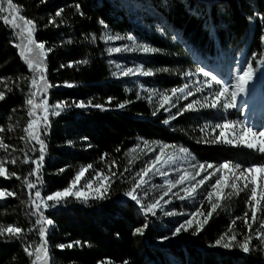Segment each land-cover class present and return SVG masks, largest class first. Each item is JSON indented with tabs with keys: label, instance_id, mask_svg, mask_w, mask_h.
Instances as JSON below:
<instances>
[{
	"label": "trees",
	"instance_id": "trees-1",
	"mask_svg": "<svg viewBox=\"0 0 264 264\" xmlns=\"http://www.w3.org/2000/svg\"><path fill=\"white\" fill-rule=\"evenodd\" d=\"M147 1L166 20L171 33L179 34L177 44L141 31L108 0H44L43 3L41 0H14L21 8L19 14L36 23L34 39L44 43L46 50L51 49L46 52L42 73L51 87L38 91L35 102L43 99L52 109L58 102L74 105L92 101L104 105L105 109L72 106L59 115L49 114L47 126L41 119L39 134L46 149L36 175L30 173L36 168L32 161H39L40 146L34 140L21 137L25 136L24 128L29 120L34 119L28 115L30 106L26 100L32 91H37L31 81L38 80L40 73L28 68L19 49L13 46L21 41L0 19V80L3 81L0 91L6 94L0 101V128L4 129L0 138L9 145L7 150L0 149V160L16 159L15 164L6 163L5 167L21 177L19 180L0 177V189L16 193L0 203V224H12L24 230L22 240L0 239V264H31L34 257H29L24 247L41 243L40 225L36 224L39 214L53 221L51 225H43L48 264H98L104 260L112 264H123L124 260L129 264H264V244L255 238L260 231V219L264 220V201L258 205L257 219L253 223L246 203L250 189L223 199L222 206L201 233L193 236L191 231L186 232L170 245L161 244L169 234L158 224L152 227L155 223L152 217L142 216L131 203H122L123 194L129 190L128 154L140 139L169 146L182 145L203 164L229 162L248 167L264 163V154L243 147L195 143L191 124L196 120L192 114L177 115L164 127L165 116L152 115L151 106L138 100L127 80L114 78L102 40V33L107 29L113 34L133 35L138 42L159 49L164 57L143 63L150 70L170 71L176 65L184 71L193 70L181 42L206 61L222 56L221 50L231 49L234 58L241 55V65L264 67V42L261 41L264 0H201V4L198 0H186V6L180 0ZM59 9L64 10L62 16L56 18L55 25H48V19ZM208 23L214 29L213 35L206 29ZM82 60L88 62L74 63ZM70 63L72 67L67 66ZM147 82H153L160 90L179 86V82H173L165 74ZM66 83L74 87H67ZM261 94L264 97V78ZM109 98H112L111 103H107ZM119 104L125 106L120 108ZM38 114L42 116L39 111ZM26 158L28 162L24 163ZM88 165L93 167L85 174L86 178L93 177L97 171L110 175L109 166H112L111 172L116 173L105 199H90L84 203L68 198L54 209L41 207L40 213L32 214L30 195L39 203L40 199L67 187L79 169ZM25 177L35 188L28 189L24 185ZM36 191L41 193L40 199L35 197ZM245 212L252 225V251L244 253L239 248L210 246L234 218L243 217ZM145 223L148 227L143 234L134 235L135 229ZM234 228L237 240L242 241L249 233L243 219L237 220ZM74 241H80L83 246L58 247Z\"/></svg>",
	"mask_w": 264,
	"mask_h": 264
},
{
	"label": "snow or ice",
	"instance_id": "snow-or-ice-1",
	"mask_svg": "<svg viewBox=\"0 0 264 264\" xmlns=\"http://www.w3.org/2000/svg\"><path fill=\"white\" fill-rule=\"evenodd\" d=\"M43 3L44 0H41ZM6 5V6H5ZM77 10H79V5L76 6ZM63 9H59L55 12V15L48 19V25H55L56 18L61 17L63 14ZM21 8L14 3V0H0V19L3 20L5 25L10 26L17 39L21 41V43L13 44L14 47L19 49V54L22 59L26 62L28 68L33 70L36 73H40L39 80L33 78L31 81V85L34 88H37V91H32L29 95V98L26 100V104L30 106L28 115L29 117H36L35 119H30L27 127L24 128L25 136H22L21 139L27 138L29 141H36L40 146V157L39 161H32L36 165V168L30 173V175H36L39 171V168L42 165V161L44 159V152L46 149V145L41 139L40 136V128L39 122L42 119L44 125L47 126L48 123V105L45 100H41L39 104L35 103V98L37 96L38 91H46L47 88L51 87L45 79L43 73L44 66V58L46 56V52H50L51 49H45V44L42 42H37L34 39V33L36 31V23L20 15ZM11 17V18H9ZM261 22L264 23V17L261 18ZM47 26V25H46ZM95 39V37H93ZM106 42L107 41H115L127 39L129 41H133L132 46L124 45L122 48H109L107 51L109 54L113 52L120 51H140L143 53H156L160 51L157 48H153L144 44H137L134 41L132 36L122 37L119 35H105L102 37ZM26 41V42H24ZM261 41L264 42V36L261 37ZM71 42V41H69ZM34 46V47H33ZM38 50V51H37ZM36 53L33 57H29L28 53ZM87 60L76 61L74 63H87ZM68 67H72L73 64L70 63L67 65ZM64 67V65H61ZM117 69H120V65H116ZM163 71H167V69H162ZM134 74H141L145 76L153 75L152 70H144L142 67L138 66L136 68H124L119 72V75L128 76ZM114 76L117 75L116 72L113 73ZM186 75H191V73H186ZM205 77H210L202 87H197L196 91H202L203 87L212 88L213 84L218 86V90L214 93H211V100H209V96H205L203 102L200 100H193L191 103H188L184 106V108L177 113V115H182L184 111L194 110L196 105H199L201 108H216L221 103L225 109L232 108L236 106V97L238 93H242L246 90V86L249 81L252 80L253 77V68L250 64L248 67L239 69L236 76L235 84L231 85L233 89L230 91V86L220 79H217L216 76L211 75L209 72H203ZM0 82H3L0 80ZM67 87H74L71 83H66ZM171 95L167 93H159L160 104L153 111L152 115H156L157 112L164 108L165 111H169L165 105L172 104L173 97H177V94H182L184 99H187L188 96H192L193 92L189 89V85L185 84L180 88H173L170 90ZM152 95L150 94L149 100L151 101ZM5 92L0 91V101L5 99ZM112 98H109L107 103H111ZM127 103V102H125ZM76 107V108H86V107H95L101 110L104 109V105L102 104H94L92 101H88L87 103L80 101L75 102L74 105H69L65 102H58L57 104L52 106L51 115H59L62 111H64L68 107ZM125 104H119L118 107L123 108ZM172 106H175L174 104ZM40 108L43 110L45 115L43 117H39L36 115L35 109ZM176 116H170L169 119L163 121V123L168 124L170 119H175ZM215 128L220 129V135H217L212 143L223 142L231 145H243L248 149L257 151L261 154H264V131H254L251 127H245L239 122L235 121H225L223 124H216ZM237 129L239 131H237ZM11 130V128L9 129ZM225 130H230L232 133V137L229 138L226 135ZM4 131L3 128H0V132ZM204 131V129H201ZM209 142V141H205ZM71 144V141H69ZM144 145L148 147L149 142L147 140L143 141ZM170 146L167 144H161L159 146V152L155 154V158L149 160L145 166L136 173V176L133 178L132 187L124 193L125 196L129 197L132 201H135L137 205H140L145 214H156V210L162 207L161 201L164 196H167L174 188L179 185H184L186 182L188 183V187H182L180 190L184 192L183 196H178L179 199H185L186 197H192L197 192V190L204 186L206 182L211 181L213 177H217L214 183H211V190L207 192L205 199L208 201L210 205L209 211L205 214L201 211V209H197L195 212L191 213L188 219H185L182 223H180L175 230L171 233L172 237L178 236L181 232H189L193 236L201 233L208 224L210 218L213 214L220 208L221 201L223 199L230 198L233 194L239 195L242 191L248 190L250 185L256 184V179L252 175V173L259 170L262 173V178H264V163L260 164H252L248 167H243L241 164H231L229 162L213 165L211 163L208 164H192L191 168L192 172H183L179 175L177 179L173 180H165L166 191H164L163 196L154 202L143 204L141 197L137 195L138 189H140L145 183H147V177L150 173H156L161 176H167V171H162V167L164 164H168L173 161L175 157L171 154H165V149ZM9 145L5 144L3 139L0 138V149L7 150ZM152 149L149 148V151ZM119 151V149H117ZM132 151H135L133 149ZM181 153H186V149L181 148L179 150ZM107 156V153L104 154V157ZM102 157V159L104 158ZM16 159H12L11 161L0 160V177H4L6 179L11 177H16V179H21V177L17 176L15 172H9L5 167L6 163L15 164ZM27 158L24 160V163H27ZM132 161H129L131 163ZM113 165L115 162L113 161ZM92 165H88L87 167H82L75 174L74 178L70 181L67 187L62 190L56 191L48 195L46 198L40 199L41 193L39 191L35 192V197L40 199V202L37 203L36 200L32 199L31 195L29 196V200L33 206L34 211L33 215H37L40 213L41 206L47 207H55L58 204H61L69 197L74 198L78 202L87 203L90 199H105L106 194L111 187L112 177L116 176L115 172H111V167L109 166L110 175H104L101 171H97L95 175L91 178H86L85 174L92 169ZM212 171H208V170ZM227 169L229 175L224 174V170ZM60 172H63L64 169H60ZM127 171V169H126ZM179 171V170H177ZM205 173L201 176V173ZM197 177H201L197 179ZM85 181L81 186V182ZM96 182L95 185L93 182ZM24 185L28 189L35 188V184L30 182L27 177L23 179ZM241 183L243 186L241 187ZM163 187V186H162ZM226 188H230L231 192H225ZM251 194L247 197L246 203L249 204V211L252 213V221L253 223L257 219V206L261 204V201H264V187H261L259 193L257 192L256 187L250 188ZM147 195V193H145ZM175 195V193H174ZM16 196L15 192L8 191L6 189H0V200H4L8 197ZM259 196V199L257 197ZM215 197V200L213 199ZM47 201H52L53 203L49 205ZM168 201H164L167 203ZM264 210V209H262ZM166 215H174L175 213L166 212ZM202 217V219H200ZM248 212H245L243 217H236L231 221L228 229L222 233L212 245V247H223L225 249H233L239 248L244 253H249L253 249L250 247L251 241L253 239L252 235V225L248 223ZM243 219L245 226L249 229V233L243 237V240H237V232L235 231V224L237 220ZM53 223L52 220L46 219L42 214L38 215V219L36 220V224L40 225L39 228V236H40V245L33 247L32 245H25L24 252L29 257H34L32 259L31 264H48L49 261V253L46 242V229L43 226L44 224L51 225ZM148 227V224L145 223L142 227L136 228L134 231V235L139 234L142 235L144 229ZM261 231L257 232L255 238L260 240L262 244H264V222L260 224ZM23 229L19 226H14L12 224L4 225L0 224V239L12 240V239H21L23 238ZM163 239L167 240L169 237H164ZM74 246H83L80 241H74L67 245L60 244L59 248H72ZM98 264H112L110 260L99 261ZM123 264H129L127 260L123 261Z\"/></svg>",
	"mask_w": 264,
	"mask_h": 264
},
{
	"label": "rangeland",
	"instance_id": "rangeland-1",
	"mask_svg": "<svg viewBox=\"0 0 264 264\" xmlns=\"http://www.w3.org/2000/svg\"><path fill=\"white\" fill-rule=\"evenodd\" d=\"M110 3L114 5V7L121 11L127 18L131 20V22L137 26L141 31L146 34L155 35L162 41H168L170 44H177L179 42V34L177 32L171 33L168 26H166V20L159 15L153 5L147 0H108ZM183 5L186 6V0H180ZM198 4H201V0L197 1ZM166 3L163 2L162 6H165ZM6 6V5H5ZM221 8L220 5L218 7ZM3 15V14H2ZM7 15V13H5ZM11 18V17H9ZM206 26V24H205ZM208 32L213 35L214 29L208 23L206 26ZM105 35H119L122 37L132 36L134 38L135 43L144 44L138 42L133 35H122V34H113L109 30L104 29L102 33V37ZM104 44L106 45V53L108 56V62L110 67L113 70V73L116 72L117 75L114 76L116 79L127 80L128 84L132 87V89L136 92L138 100L147 102L153 111L160 104L159 93H167L171 95V89H163L160 90L156 87L153 82H147L148 79L153 78L154 76H162L165 74L169 79H172L173 82H179V86L177 88L183 87L185 84L189 85V89L193 92L192 96H188L187 99L183 98L182 94H177V97H173L172 104L165 105L169 111H165L164 108H161L157 114H162L169 119L170 116H177V113L180 112L185 105L191 103L193 100H200L203 102L205 96H209V100H211V93H214L218 90V86L213 84L212 88L203 87L202 91H196L197 87H202L205 82L210 79V77H205L203 72H209L211 75L216 76L217 79H220L222 82L228 84L230 86V91L233 89L231 85L235 84L236 76L239 69H243L248 67L249 65H241L240 59L237 57H233L231 49L221 50L222 56L218 58L208 59L207 62L203 60L199 55L190 53L186 44L181 42V48L185 52H187L188 57L190 59L191 64L193 65V70L190 68L188 70H182L179 65H176L170 71H163L161 68L152 70L153 75L145 76L141 74H134L128 76L119 75V72L124 68H136L138 66L142 67L144 70H149L144 66V62H149L151 58L155 57H164V54L161 52L156 53H143L140 51H120L113 52L109 54L107 51L109 48H122L124 45L132 46L133 41H129L127 39L115 40V41H105L102 39ZM26 42V41H24ZM146 45V44H144ZM148 46V45H147ZM187 48V49H186ZM36 53H28L29 57H33ZM151 62V61H150ZM116 65H120L121 68L117 69ZM220 68V71L217 69ZM253 68V67H252ZM186 73H191V75H186ZM264 67L262 65H258L256 68H253V77L252 80L256 81V89H259V98L260 100L256 101L253 107H251L249 112L245 113L246 104L239 103L236 100V106L232 108L225 109L223 104L221 103L216 108H201L199 105L195 106L194 110L184 111V114H192L194 116L195 123L191 124L194 128V142L198 144L205 145H220L224 147H243L248 149L243 145H231L223 142L212 143L211 141L215 139L217 135H220V129L215 128L216 124H223L225 121H235L244 125L245 127H251L254 131H264V97L261 95V82L263 79ZM39 80V78H38ZM152 95L151 101L149 100L150 94ZM257 94V92H256ZM258 100V99H257ZM36 103V102H35ZM47 103V102H46ZM39 104V103H37ZM175 106H172V105ZM253 108V109H252ZM38 111L42 116L45 115L42 109H35L36 115L40 117ZM52 109L48 106L47 115L51 114ZM41 116V117H42ZM181 116V115H178ZM34 119L36 117H33ZM171 120V119H170ZM169 120V122H170ZM164 127H168V124H163ZM40 127V122H39ZM204 129V131H201ZM237 131H239L237 129ZM226 135L229 138L232 137V133L230 130H225ZM144 140H138L136 146L133 148L135 151H130L128 154L127 160V170L129 174L127 175L126 181L129 185V189L132 187L133 178L136 176V173L139 172L145 164L155 158V154L159 152V146L162 143L152 142L149 143L148 147H146L143 143ZM209 141V142H205ZM149 148L152 150L149 151ZM181 148L186 149V153H181L179 150ZM251 150V149H250ZM165 154H171L175 157V159L168 164H164L162 167V171H167V176H161L156 173H150L148 175L147 183H145L140 189L137 191V195L141 197L143 204H148L154 202L163 196L164 191H166L165 180H175L179 177V175L185 171L192 172L191 168L192 164H200L201 162L197 160L195 156L191 154V152L182 145H174L165 149ZM129 161H132L129 163ZM179 170V171H177ZM208 171H212L211 169ZM205 173H201L203 176ZM225 175H229L227 169L224 170ZM252 175L256 179L255 185H250L251 187H256L257 192L259 193L261 187H264V178H262V173L257 170L252 173ZM201 177H197L200 179ZM217 177H213L211 181L206 182L204 186L200 187L197 192L192 197H186L185 199H179L178 196H183L184 192L180 189L182 187H188V183L186 182L184 185H179L172 190L167 196L163 197L161 201L162 207L156 210V214H145L140 205H137L135 201H132L129 197L123 194L121 201L122 203H131L133 206L137 208L139 213L142 216H150L153 218L155 223L152 224V227L158 224L163 230H166L169 234V239L162 241V245H170L174 243L178 236L185 234L186 232H181L178 236L172 237L171 233L175 230V228L182 223L185 219H188L190 214L195 212L197 209H201L202 212L205 213V210L210 208L208 201L205 199L207 192L211 190V183L215 182ZM95 185V181L93 182ZM163 186V187H162ZM241 187L243 184L241 183ZM231 191L230 188H226L225 192ZM147 193V195H145ZM175 193V195H174ZM251 193V192H250ZM72 198V197H69ZM74 199V198H73ZM215 200V197L213 198ZM259 199V196L257 197ZM75 200V199H74ZM164 201H168L164 203ZM4 200H0V203H3ZM40 202V201H39ZM49 205H51L52 201H47ZM43 207V206H41ZM56 207V206H55ZM55 207H43L44 210H51ZM258 207V206H257ZM166 212L175 213L174 215H166ZM202 219V217L200 218ZM264 222V220L260 219V224ZM261 231V229H260ZM159 244V243H158Z\"/></svg>",
	"mask_w": 264,
	"mask_h": 264
},
{
	"label": "bare ground",
	"instance_id": "bare-ground-1",
	"mask_svg": "<svg viewBox=\"0 0 264 264\" xmlns=\"http://www.w3.org/2000/svg\"><path fill=\"white\" fill-rule=\"evenodd\" d=\"M187 49V48H186ZM220 71V68L217 69ZM256 81H249L248 85L246 86V90L242 93H238L236 100L239 101V103L246 104L245 113L249 112L251 107L254 106V104L258 103L260 100L259 98V89H256ZM257 92V94H256ZM258 99V100H257ZM253 109V108H252Z\"/></svg>",
	"mask_w": 264,
	"mask_h": 264
}]
</instances>
